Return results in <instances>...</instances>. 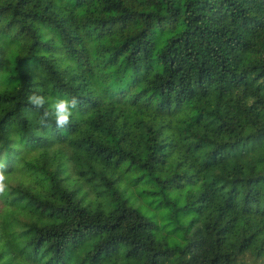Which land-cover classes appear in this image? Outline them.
<instances>
[{
    "label": "trees",
    "instance_id": "trees-1",
    "mask_svg": "<svg viewBox=\"0 0 264 264\" xmlns=\"http://www.w3.org/2000/svg\"><path fill=\"white\" fill-rule=\"evenodd\" d=\"M0 161V264H264V0H0Z\"/></svg>",
    "mask_w": 264,
    "mask_h": 264
},
{
    "label": "clouds",
    "instance_id": "clouds-1",
    "mask_svg": "<svg viewBox=\"0 0 264 264\" xmlns=\"http://www.w3.org/2000/svg\"><path fill=\"white\" fill-rule=\"evenodd\" d=\"M27 103L34 109L43 110L39 118V123L42 127H46L49 119H52L55 127L62 129L72 123L74 109L77 108L78 100L75 97L71 99H54L53 97L32 93L27 96ZM9 176L10 173L6 162L0 161V200L6 198L9 194Z\"/></svg>",
    "mask_w": 264,
    "mask_h": 264
},
{
    "label": "rangeland",
    "instance_id": "rangeland-1",
    "mask_svg": "<svg viewBox=\"0 0 264 264\" xmlns=\"http://www.w3.org/2000/svg\"><path fill=\"white\" fill-rule=\"evenodd\" d=\"M126 176L129 177L128 175H126ZM142 188H143V186L139 185L133 189L134 194L130 195L131 196V203H133V205L139 207L141 209V211L147 212V214L152 215L153 211H149V207H148L146 201L141 199L138 196V189L141 190Z\"/></svg>",
    "mask_w": 264,
    "mask_h": 264
}]
</instances>
